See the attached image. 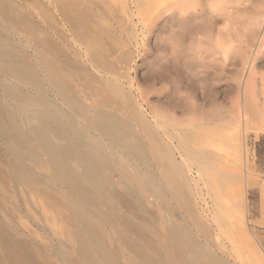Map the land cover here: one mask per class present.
Masks as SVG:
<instances>
[{"label": "bare ground", "instance_id": "1", "mask_svg": "<svg viewBox=\"0 0 264 264\" xmlns=\"http://www.w3.org/2000/svg\"><path fill=\"white\" fill-rule=\"evenodd\" d=\"M53 2L88 39L102 75L74 74L75 58L54 38L61 31L0 0V264H264L245 225L249 157L237 124L221 136L194 96L160 99L148 112L105 61L92 11L86 24L73 0ZM256 24L264 32V20ZM243 80L236 113L245 124L252 114L262 120L264 88L258 94L251 74Z\"/></svg>", "mask_w": 264, "mask_h": 264}, {"label": "rangeland", "instance_id": "2", "mask_svg": "<svg viewBox=\"0 0 264 264\" xmlns=\"http://www.w3.org/2000/svg\"><path fill=\"white\" fill-rule=\"evenodd\" d=\"M14 1L20 6L22 14L27 15L34 24H41L48 28L49 23L47 21H49L56 30L58 28V31H61L59 38H57V35H54V38L59 39L58 41L62 46L66 47L65 49L68 52L70 51V55L75 58L73 61L75 66L72 67L75 70V72L72 71L74 74L81 75V68H83V70L88 72L90 69L96 75H102L98 70L99 68H93L89 54L86 52L88 39L70 27L71 24L66 16L63 15L60 4L53 2L55 0ZM73 1L76 4V8L74 7L76 12L80 11L85 22H87L86 24L89 23V12L92 11L91 13L94 14L95 18L92 19L91 17V25L94 29L96 28L95 24L102 29L95 30L97 33L100 31L98 34H102L101 41L106 50L105 61L107 63L111 62L110 64L121 74L120 80L124 87L126 89L130 88L129 90H131L135 99L140 104L142 103V106L148 112L155 111L157 101H160V99L161 102H166L169 98H171L169 99L171 101L175 96L174 100L179 98L186 103L188 100L189 102L192 101L193 99L191 98L194 96L206 110V115L215 114V121L213 120L212 122H216V126L221 129V136L234 131L233 127L237 124L235 131H238L236 134L239 142L236 143L240 144L243 154L247 151V154H245L246 158L249 157L247 159L248 169L244 171L245 173L243 172V183L248 182L250 187L247 186L246 192L243 193V201H245V210L243 211L246 214L245 225L247 226L245 227L247 232L249 231L248 234H251L250 237L255 236L254 239H251L253 246L255 245L256 249L264 256V195H262L264 191H261L264 190V185H262L264 183V117L261 120V118H256L254 115V118L252 109H249V114L252 115H250L248 122L245 124L242 117L236 113H239L242 108L243 79L246 76L251 74L252 78L257 80L258 94L262 92L261 87L264 88V84L260 85V77L264 78V32L263 25L256 24V22L264 20V12L262 11L264 10V0H186L189 4L185 0H173V2L172 0ZM152 1H154V4L151 3ZM184 2L187 9L182 8ZM167 3L169 4L167 5ZM196 3L199 5L197 6ZM91 4L94 5L92 6ZM164 5L167 6L165 7ZM162 6L165 8L164 11L159 12V8ZM97 7L98 10L96 9ZM190 9L192 11L189 12ZM197 10L201 13L198 14ZM42 12H45L44 14L50 17L43 18ZM191 13H197L200 17L195 18V20H188L190 17L187 15ZM179 14L182 16L180 15V17ZM200 18L202 20H199ZM92 23L95 24L93 25ZM104 30L109 31L106 33L107 35ZM17 31L22 35L24 34L20 29H16ZM50 33L52 34V31ZM175 35L176 37H174ZM180 47L181 49L184 47L183 50L179 49ZM180 54L184 55L180 56ZM174 59L177 65L173 63ZM170 65L173 68L177 66L180 70L172 69ZM192 66H196V70ZM76 68L80 73L76 71ZM200 76L202 79H200ZM193 82L198 83L196 85ZM177 88L181 91L177 92H180V94L176 93ZM195 93L196 95H194ZM169 95L172 97H169ZM180 95H183V98ZM188 95L191 97L189 98ZM261 96L259 105L262 110L264 97ZM221 116L224 119L220 118ZM212 122H205L204 125L207 126L212 124ZM249 126L251 127L249 128ZM245 127H247V130L244 135ZM245 141L248 143H245ZM224 147L228 148L223 145L222 148L225 149ZM251 168L254 169H252L253 172ZM256 169L258 170L256 171ZM250 171L251 173H249ZM249 181L253 183H249ZM247 204L249 205L248 208ZM236 214L238 215L239 213L237 212ZM256 243L258 246L261 245V247H258Z\"/></svg>", "mask_w": 264, "mask_h": 264}]
</instances>
